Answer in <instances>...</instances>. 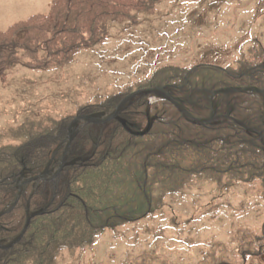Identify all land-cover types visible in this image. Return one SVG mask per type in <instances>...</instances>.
<instances>
[{
    "label": "trees",
    "instance_id": "trees-1",
    "mask_svg": "<svg viewBox=\"0 0 264 264\" xmlns=\"http://www.w3.org/2000/svg\"><path fill=\"white\" fill-rule=\"evenodd\" d=\"M163 0H53L47 15H34L0 32V80L15 67L46 70L65 66L82 50L109 36L110 23L137 25ZM165 87L196 118L230 115L264 138V101L258 93L218 95L223 88L264 90V43L255 42L235 66L198 64L164 66L136 89ZM80 107L76 115L108 113L133 90ZM153 96L135 102L122 118L137 137L117 121L99 129L85 127L72 143L69 161L51 182L30 183L13 212L0 219V241L19 236L26 223L29 197L32 219L23 239L0 250V264H58L64 252L91 245L107 230L135 223L161 206L163 195L184 194L195 181L264 184V145L259 136L229 122L213 126L188 123L169 102ZM33 113L12 142L0 143V213L14 203L18 181L44 171L64 139L72 116L55 119ZM62 151L54 159L62 160ZM36 190V192H35ZM264 231V229H263ZM263 247L250 252L263 256ZM248 252H243L244 258ZM228 264L218 260L214 264Z\"/></svg>",
    "mask_w": 264,
    "mask_h": 264
},
{
    "label": "rangeland",
    "instance_id": "rangeland-1",
    "mask_svg": "<svg viewBox=\"0 0 264 264\" xmlns=\"http://www.w3.org/2000/svg\"><path fill=\"white\" fill-rule=\"evenodd\" d=\"M52 2L0 0V32L47 15ZM108 32L65 66H18L0 80V143L12 142L33 113L74 117L164 66H235L264 43V0H163L139 24L113 22ZM227 181L197 180L184 194L163 195L160 210L64 252L58 264H264V248L260 258L250 253L264 246V184Z\"/></svg>",
    "mask_w": 264,
    "mask_h": 264
},
{
    "label": "water",
    "instance_id": "water-1",
    "mask_svg": "<svg viewBox=\"0 0 264 264\" xmlns=\"http://www.w3.org/2000/svg\"><path fill=\"white\" fill-rule=\"evenodd\" d=\"M246 92H253V93L261 94L263 96V99H264V90H259L257 88H253V87L220 89V90H217L214 92L212 98L214 96H218V95H227V94H231V93H246ZM149 95L155 96L157 98L166 100L169 103H171L181 113L183 118L188 123H191L193 125L211 126V125L221 124L224 122H230V123L239 125L240 127L244 128L248 133L253 132L243 122H240V121L234 119L230 115H217L215 109L212 111V114H211L210 118H208V119H197V118L193 117L185 109L182 102L179 99H175L171 94L167 93L166 88H164V87L163 88H156V89L137 90L135 92L128 94L124 98H122L118 102V104L116 105L115 109L113 111H111L109 114L103 113V114H93V115H89V116L78 115V116L74 117L73 119H71L70 122L68 123L67 127L65 128L64 140H63L62 144L54 152V154H53L48 166L46 167L45 171L36 177L24 179L19 184V186H18L19 193H18V196L16 198V201L6 212L0 214V218L6 214H10L13 211V209L17 205L18 201L20 200L22 188L24 185L31 183V182L41 181V180H45V181L54 180L62 173V171L66 167L74 166L75 164H77L79 162H86L89 160L87 158L85 160L75 159L71 162L68 161V152L71 148V145L83 127L90 126L91 128L98 129V128H101V127L107 125L111 121H117L125 128V130L128 133H130L134 136H141L142 137V136L146 135L147 133H149L151 128H152V124H150L144 132H132L128 128L126 121L121 118L122 113L124 111H126L130 106H132L136 101H138L139 99H141L143 97L149 96ZM255 134H257L261 138V141L264 145V138H262V135L258 134L256 132H255ZM60 150H63V158H62L61 163L59 164L57 169H55V165H53L52 168L49 169L50 166L52 165V162L54 160L55 155ZM44 213H45V211L30 214V202H28V204H27V220H26V224H25L21 234L17 238L9 241L8 243H5V244L0 243V250H9V249L13 248L14 246H16L22 240L23 236L25 235V233H26V231L30 225L31 220L36 216L43 215Z\"/></svg>",
    "mask_w": 264,
    "mask_h": 264
}]
</instances>
